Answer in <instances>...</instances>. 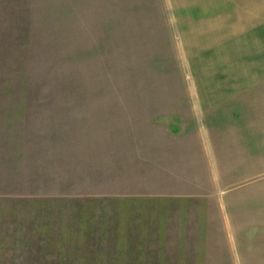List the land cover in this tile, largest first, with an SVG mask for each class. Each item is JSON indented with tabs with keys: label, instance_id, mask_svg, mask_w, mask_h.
Instances as JSON below:
<instances>
[{
	"label": "rangeland",
	"instance_id": "obj_1",
	"mask_svg": "<svg viewBox=\"0 0 264 264\" xmlns=\"http://www.w3.org/2000/svg\"><path fill=\"white\" fill-rule=\"evenodd\" d=\"M193 1L0 0V264H264V166L188 111Z\"/></svg>",
	"mask_w": 264,
	"mask_h": 264
},
{
	"label": "crops",
	"instance_id": "obj_2",
	"mask_svg": "<svg viewBox=\"0 0 264 264\" xmlns=\"http://www.w3.org/2000/svg\"><path fill=\"white\" fill-rule=\"evenodd\" d=\"M193 2L202 5L194 11L196 19L205 12L206 16L187 25L182 21L181 28L195 89L187 98L192 121H208L209 147L218 165L263 167L264 0ZM208 150L203 140L171 148L175 160L188 167L208 162Z\"/></svg>",
	"mask_w": 264,
	"mask_h": 264
}]
</instances>
